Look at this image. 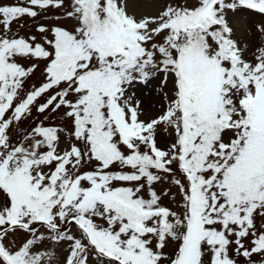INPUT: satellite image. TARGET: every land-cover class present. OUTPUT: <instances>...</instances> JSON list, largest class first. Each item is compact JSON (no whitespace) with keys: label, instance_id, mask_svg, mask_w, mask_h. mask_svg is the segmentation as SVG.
Instances as JSON below:
<instances>
[{"label":"snow or ice","instance_id":"obj_1","mask_svg":"<svg viewBox=\"0 0 264 264\" xmlns=\"http://www.w3.org/2000/svg\"><path fill=\"white\" fill-rule=\"evenodd\" d=\"M242 10L264 0L0 2V264H264V41L249 60Z\"/></svg>","mask_w":264,"mask_h":264},{"label":"rangeland","instance_id":"obj_2","mask_svg":"<svg viewBox=\"0 0 264 264\" xmlns=\"http://www.w3.org/2000/svg\"><path fill=\"white\" fill-rule=\"evenodd\" d=\"M0 2H16L21 3L23 0H0ZM70 2V0H69ZM168 2V0H127L128 3V10L129 12H134L136 14H154L156 13L161 5ZM175 3H184L187 2L189 4L195 3L196 0H174ZM60 13H49V15L44 18L40 17L37 18L38 23H48V22H55V16L59 15ZM230 22L236 29V36L242 42H247L250 47L247 50V57L249 60L254 58V53L258 46L261 45L262 41H264V35H261L258 31L256 26L262 22H264V16L259 15L257 13H252L251 15H245L240 13H232L229 14ZM27 21V27L24 29H20L22 34L27 35L29 31L35 33V25L31 19L25 18ZM62 23L67 25L69 28L75 23L73 20L70 19H62ZM15 26V25H14ZM24 63H29V61H24ZM41 69H43L44 65L41 63ZM43 79L41 71H37L36 74L32 78V82L38 83ZM132 91L135 92L136 97L142 101V107L148 116H152L157 114L160 110L161 102H163V97L159 92L158 86H148L143 87L141 85H136ZM157 96L159 97V101L157 102ZM150 101V102H149ZM29 122H24V126L26 127ZM59 123V122H57ZM69 129L71 128L70 122H66ZM167 134L162 133L161 138L164 140L166 139ZM62 139H66V137H62ZM162 143V142H161ZM163 144V143H162ZM65 147L62 143L61 148ZM161 186H158V188ZM163 187H168V184L163 185ZM173 193L176 192V189H172ZM177 201H179V197L177 196ZM165 204L175 208V204L171 203L169 200L164 201ZM74 230V229H73ZM63 248V246H61ZM67 255L66 251H61V256ZM254 259H259V257H254ZM89 264H96L93 260H89Z\"/></svg>","mask_w":264,"mask_h":264},{"label":"bare ground","instance_id":"obj_3","mask_svg":"<svg viewBox=\"0 0 264 264\" xmlns=\"http://www.w3.org/2000/svg\"><path fill=\"white\" fill-rule=\"evenodd\" d=\"M156 99H157V102H158V101H159V97L157 96ZM149 102H150V101H149ZM161 103H164V101L161 102ZM161 142H162L163 144H166V143L168 142V137H166V139H164V140L161 138Z\"/></svg>","mask_w":264,"mask_h":264},{"label":"trees","instance_id":"obj_4","mask_svg":"<svg viewBox=\"0 0 264 264\" xmlns=\"http://www.w3.org/2000/svg\"><path fill=\"white\" fill-rule=\"evenodd\" d=\"M238 13H242V14H246V15H251L252 13L250 12V11H244V10H242V11H238ZM90 260H91V258H90ZM93 261V260H92ZM96 262V261H95Z\"/></svg>","mask_w":264,"mask_h":264}]
</instances>
